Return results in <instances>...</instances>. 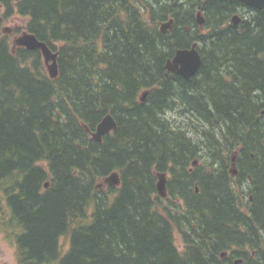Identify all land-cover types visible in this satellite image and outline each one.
Masks as SVG:
<instances>
[{"label":"trees","instance_id":"16d2710c","mask_svg":"<svg viewBox=\"0 0 264 264\" xmlns=\"http://www.w3.org/2000/svg\"><path fill=\"white\" fill-rule=\"evenodd\" d=\"M230 4L206 3L201 29L196 0H0V234L18 264H234L224 250L264 264V10L223 28ZM14 16L58 53L57 77L40 51L11 48ZM195 42L196 76L168 72ZM107 114L118 128L97 143ZM235 144L249 216L228 175ZM115 171L120 186L96 187Z\"/></svg>","mask_w":264,"mask_h":264},{"label":"water","instance_id":"95a60500","mask_svg":"<svg viewBox=\"0 0 264 264\" xmlns=\"http://www.w3.org/2000/svg\"><path fill=\"white\" fill-rule=\"evenodd\" d=\"M244 4L250 7H254L257 9L264 8V0H240ZM235 24L240 22L239 17H235ZM198 21L200 25L205 23V19L202 14H198ZM174 25V20L171 19L168 22H164L161 25V30L163 33L170 30ZM15 43L17 46L24 47L28 50L35 51L38 50L41 52L44 61L48 65L50 77L55 78L58 75V65H57V56L58 53L53 51L50 46L40 41L34 34L25 32L21 36L15 39ZM198 45L194 44L190 48L178 49L172 58H169L166 62V69L174 74H177L184 79H190L194 77L202 66V57L197 49ZM50 62H52L50 64ZM148 92H144L141 100L144 101ZM118 128L117 121L115 117L111 114H108L103 118V120L97 126L95 132H92V138L97 143H101L103 138L113 132ZM157 192L161 197H167V174L166 173H158L157 174ZM105 184L111 185L113 187L119 186L121 181L118 173L115 171L111 176L107 177L104 180Z\"/></svg>","mask_w":264,"mask_h":264},{"label":"flooded vegetation","instance_id":"af4514ba","mask_svg":"<svg viewBox=\"0 0 264 264\" xmlns=\"http://www.w3.org/2000/svg\"><path fill=\"white\" fill-rule=\"evenodd\" d=\"M202 1L205 2L204 4H206L210 1H215V0H196V2H197L196 20H197V23L201 29L204 28L205 23H206V17H205V12H204L205 7H203L205 5L203 4ZM218 1H225L228 4L232 3V4H230L232 7L228 11V15L226 17L227 20L222 25L223 28H227L228 26L240 27L247 20L251 19L257 11L264 10V8L263 9H257L254 7L247 6L246 4L241 2L240 0H218ZM199 13L202 14V16L205 19V23L203 25L199 24V21H198V14ZM235 17H239V19H240V22L237 25L234 23ZM211 24H213V23H211ZM194 44L198 45L197 49L200 52L201 44L199 42H195L192 44V46ZM190 47H188V48H190ZM201 57H202V64H203V56L201 55ZM260 116L264 119V108L261 110ZM262 143L264 145V139H263ZM228 147L231 148L230 150L228 149L229 158H230V167L228 169V175H229V177L232 178L230 181V184L232 185L233 189H235L236 191H238L239 193L242 194V197L239 199V206L237 208L239 211H241L245 215L249 216V214L251 212V208L253 207V202H254V197H253L254 192H252V190L254 191V187H253L254 178L248 171H246L247 168L245 165V157H244V154H241V150H242L241 144H238V145L235 144L232 147L231 146H228ZM251 157H254L253 153H251ZM199 163H200V160L196 159L192 163V168H195ZM242 172H244L243 175H241ZM198 191H199V188L196 187V192H198ZM249 219H251V218H249ZM241 232L243 234L247 233V231L245 229L241 230ZM244 251L250 253L253 256V259L256 261V259H257L256 258V253H257L256 250H254L252 248H247ZM244 251H242V253ZM233 252H234L233 250H224V252L222 253L221 256H222V258H228V259L232 257L234 264H246L245 263V257H243L244 255L240 256V255H234L233 254L234 255V257H233V255H232Z\"/></svg>","mask_w":264,"mask_h":264},{"label":"rangeland","instance_id":"374dc122","mask_svg":"<svg viewBox=\"0 0 264 264\" xmlns=\"http://www.w3.org/2000/svg\"><path fill=\"white\" fill-rule=\"evenodd\" d=\"M26 20L21 18L20 16H14L8 22L5 23L3 30L4 34L8 36L11 42V48L13 46H17L15 43V39L21 36L23 33L27 32L24 30V24ZM18 29V33L16 32ZM49 73V69H47ZM170 118H176L179 120H184L182 114L178 112H173L169 114ZM61 243L63 244L64 250L67 249L68 245L66 244L65 240L62 239ZM0 264H18L15 256V249L11 246V244L5 239L3 234H0Z\"/></svg>","mask_w":264,"mask_h":264},{"label":"bare ground","instance_id":"6f19581e","mask_svg":"<svg viewBox=\"0 0 264 264\" xmlns=\"http://www.w3.org/2000/svg\"><path fill=\"white\" fill-rule=\"evenodd\" d=\"M203 2V1H202ZM205 2H203V4H204ZM205 5V4H204ZM204 7V6H203ZM203 10V9H202ZM217 10V9H216ZM172 19V18H171ZM171 19H169V20H171ZM168 20V21H169ZM174 20V19H173ZM219 20V19H218ZM223 20H224V18H223ZM168 21H165V22H168ZM216 21V20H215ZM162 23H164V22H162ZM162 23H161V25H162ZM212 23V22H211ZM207 24V23H206ZM161 25H160V30H161ZM217 25V24H216ZM237 25V24H236ZM161 32H162V30H161ZM168 32V31H167ZM166 33V32H165ZM192 46V45H191ZM200 46V45H199ZM185 48V47H184ZM201 49V48H200ZM172 58V57H171ZM169 59V58H168ZM44 63H45V65H46V67H47V69H48V65L46 64V62L44 61ZM52 62H50V64H51ZM165 68H166V65H165ZM169 72V71H168ZM108 115V114H107ZM106 115V116H107ZM112 115V114H111ZM99 125V124H98ZM97 125V126H98ZM96 129H97V127H96ZM96 131V130H95ZM94 131V132H95ZM110 134V133H109ZM108 135V134H107ZM214 164H215V162H214ZM113 173V172H112ZM112 173H110L109 175H107V176H105V177H103L101 180H99V182L97 183V188H103V186L104 187H106V186H111V185H107V184H105V182H104V180L107 178V177H109V176H111L112 175ZM117 173H118V171H117ZM118 175H119V177H120V174L118 173ZM120 181H121V179H120ZM121 184V183H120ZM111 187H113V186H111ZM117 187V186H116ZM161 197V196H160ZM161 198H163V197H161ZM164 198H166V197H164ZM231 256V255H230ZM228 259V258H227ZM239 261V260H238Z\"/></svg>","mask_w":264,"mask_h":264}]
</instances>
